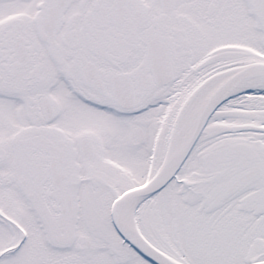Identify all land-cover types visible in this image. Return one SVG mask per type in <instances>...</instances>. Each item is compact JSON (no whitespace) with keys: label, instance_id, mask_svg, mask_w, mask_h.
<instances>
[{"label":"snow or ice","instance_id":"obj_1","mask_svg":"<svg viewBox=\"0 0 264 264\" xmlns=\"http://www.w3.org/2000/svg\"><path fill=\"white\" fill-rule=\"evenodd\" d=\"M0 264H264V0H0Z\"/></svg>","mask_w":264,"mask_h":264}]
</instances>
